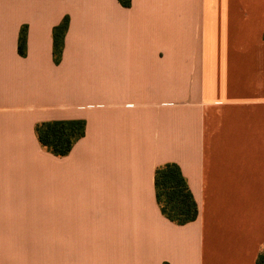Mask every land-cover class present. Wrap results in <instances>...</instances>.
<instances>
[{
	"label": "crops",
	"instance_id": "0c3cea01",
	"mask_svg": "<svg viewBox=\"0 0 264 264\" xmlns=\"http://www.w3.org/2000/svg\"><path fill=\"white\" fill-rule=\"evenodd\" d=\"M52 120L85 121L67 155L37 136ZM170 162L199 208L184 224L157 201ZM263 249L264 0H0V264H257Z\"/></svg>",
	"mask_w": 264,
	"mask_h": 264
},
{
	"label": "trees",
	"instance_id": "16d2710c",
	"mask_svg": "<svg viewBox=\"0 0 264 264\" xmlns=\"http://www.w3.org/2000/svg\"><path fill=\"white\" fill-rule=\"evenodd\" d=\"M132 0H120L130 6ZM69 25V18L54 27V56L60 61L64 46V38ZM19 51L27 53V29L21 30ZM36 133L41 144L52 153L67 155L75 143L85 135L84 120H52L36 125ZM155 186L158 204L165 216L178 224L195 220L199 214L197 201L190 189L186 177L177 163L159 165L155 171ZM257 264H264V249L259 253Z\"/></svg>",
	"mask_w": 264,
	"mask_h": 264
}]
</instances>
